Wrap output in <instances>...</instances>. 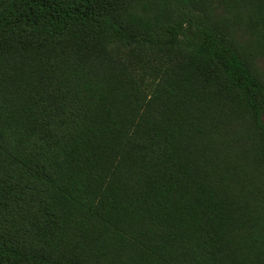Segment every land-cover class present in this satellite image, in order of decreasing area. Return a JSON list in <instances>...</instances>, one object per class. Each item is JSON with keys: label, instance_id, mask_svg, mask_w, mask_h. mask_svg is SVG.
Instances as JSON below:
<instances>
[{"label": "trees", "instance_id": "obj_1", "mask_svg": "<svg viewBox=\"0 0 264 264\" xmlns=\"http://www.w3.org/2000/svg\"><path fill=\"white\" fill-rule=\"evenodd\" d=\"M0 264H264V0H0Z\"/></svg>", "mask_w": 264, "mask_h": 264}]
</instances>
